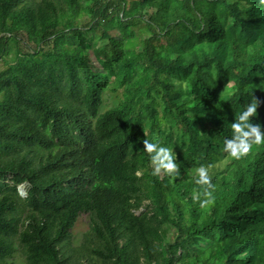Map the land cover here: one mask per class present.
Here are the masks:
<instances>
[{
  "label": "trees",
  "instance_id": "obj_1",
  "mask_svg": "<svg viewBox=\"0 0 264 264\" xmlns=\"http://www.w3.org/2000/svg\"><path fill=\"white\" fill-rule=\"evenodd\" d=\"M252 92L264 126L262 0H0V264H264V145L223 151Z\"/></svg>",
  "mask_w": 264,
  "mask_h": 264
},
{
  "label": "clouds",
  "instance_id": "obj_2",
  "mask_svg": "<svg viewBox=\"0 0 264 264\" xmlns=\"http://www.w3.org/2000/svg\"><path fill=\"white\" fill-rule=\"evenodd\" d=\"M264 2V0H262ZM252 100L247 103L236 119L231 123V137H225L223 141V151L232 159H242L247 156L254 147L264 145V130L259 123H253L250 118L257 115L260 101L251 93ZM144 150L148 154V159L152 165V175L159 176L162 172L175 180L181 175L180 164L177 160L176 152L173 148L165 146L159 140L153 142L145 139ZM208 165H200L195 169V183L203 186L202 196L194 197L198 200L201 208L208 207L215 203V184L209 174ZM140 175V172H137ZM20 187H24L21 185Z\"/></svg>",
  "mask_w": 264,
  "mask_h": 264
},
{
  "label": "rangeland",
  "instance_id": "obj_3",
  "mask_svg": "<svg viewBox=\"0 0 264 264\" xmlns=\"http://www.w3.org/2000/svg\"><path fill=\"white\" fill-rule=\"evenodd\" d=\"M97 33H94L95 34V38H96V41H99V44H101L102 42H106L107 41V38L104 36V34H103V36H102V34L101 33H99V31H96ZM112 32H115V30H112ZM92 50V49H91ZM91 56H92V60H94L95 61V57H94V55L92 54V52H91ZM98 63H96V65H97ZM2 65V67L5 65L4 63H2L1 64ZM98 66H99V64H98ZM109 104H111V102H108V105ZM221 158L223 159L224 157L223 156H221ZM219 164H221V165H223V162H219ZM24 186V188L23 189H21L20 188V190H21V194H23V196H26V194H27V191H26V188H25V185H23ZM90 217H89V215L87 214V213H82L80 216H79V218H78V221L76 222V224H75V226H74V228H73V236L74 237H82L83 236V234L85 233V232H87L89 229H90ZM173 232L175 233V230H174V228H172L171 226H169V225H164V227H163V233H164V235L169 239V240H172V235H173Z\"/></svg>",
  "mask_w": 264,
  "mask_h": 264
},
{
  "label": "water",
  "instance_id": "obj_4",
  "mask_svg": "<svg viewBox=\"0 0 264 264\" xmlns=\"http://www.w3.org/2000/svg\"><path fill=\"white\" fill-rule=\"evenodd\" d=\"M21 189H23L24 187H20ZM20 192H21V190H20ZM23 195V194H22Z\"/></svg>",
  "mask_w": 264,
  "mask_h": 264
}]
</instances>
